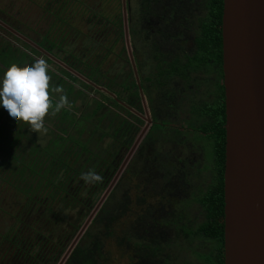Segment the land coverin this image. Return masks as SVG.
Here are the masks:
<instances>
[{"label":"trees","instance_id":"trees-1","mask_svg":"<svg viewBox=\"0 0 264 264\" xmlns=\"http://www.w3.org/2000/svg\"><path fill=\"white\" fill-rule=\"evenodd\" d=\"M115 3L120 5L118 1ZM222 4V0H206L205 17L199 21L201 29L198 39L199 51L212 58L214 62L219 61L221 54ZM108 18H103V30L108 25L110 27L116 20L121 26V17L117 14L114 17L109 15ZM110 28L115 30L114 27ZM106 37L111 38V34L110 36L104 35V38ZM110 38L107 41L109 43ZM40 46L46 52L59 57L60 50L56 49L53 43L42 42ZM59 46L63 47L61 43ZM5 49H8L7 52L11 54L14 52L10 46L0 49V64L7 68L1 58V55H7L4 53ZM32 50L37 52L35 48ZM61 60L68 64L67 59ZM46 61L52 62L48 57ZM70 66L83 73L73 64ZM60 71L63 76H60L55 84L53 83L54 89L69 80L68 90L66 89L68 93L63 91L66 96L73 91L75 82H78L99 94L100 97H90L89 94H85L87 101H84L81 115L75 111L73 102L59 112L49 110L52 115L57 113L55 118L57 117L58 121L56 132L53 131L55 132L54 137H51L44 147L31 145L24 154L11 156L13 157L11 163L18 167V174L23 184L17 190L21 191L25 200L17 208L13 227L5 237L0 238V264H57L82 225V221L89 215L111 182L120 167L125 150L130 147L135 135L129 122L130 113L126 106L129 100L126 87L114 90L111 88L112 80H108V84L103 86L114 95L112 96L103 91H96L62 67ZM86 72L91 74L89 69ZM48 74L56 75L51 71ZM89 74L86 77L90 76ZM78 91L81 92V89ZM220 97L219 103L203 106L206 118L200 126L201 129L209 138L213 137L212 129L221 132V143L218 150L220 156L216 154L213 158V164L215 170L219 171V177L195 199L205 211V219L198 224L194 234L203 240L217 243L216 251L220 257V263L223 264L225 158L223 91ZM8 132L11 134L12 131ZM18 142L15 137L12 142L8 138H2L1 148L5 152L17 149L15 144ZM3 151L2 156L7 157L4 162L8 163L10 155H6ZM14 158L18 161L14 162ZM89 169H94L100 174L103 177L102 182L85 184L80 179V173ZM127 169L128 167L125 168V172ZM120 183L119 180L118 185ZM116 191V188L111 190L90 222L91 226L84 232V240L81 241L80 238L64 264H100L101 258L103 263L107 260L105 242L115 237L116 227L120 220L126 218L131 212L129 200L132 199L128 196L129 192L123 194V197L118 200L115 195ZM139 222L142 224L143 220L140 219ZM121 232L123 234L117 242L119 247L124 245V248H128L133 244L135 247L144 245L149 248L148 246L151 245L149 250L152 257L157 254L159 239H148L147 237L146 239L142 233V235L137 234V241L132 243L130 233L125 230ZM182 235L184 238L191 239V227L187 228L183 225ZM145 255L150 262H154L150 254L145 253Z\"/></svg>","mask_w":264,"mask_h":264},{"label":"flooded vegetation","instance_id":"flooded-vegetation-1","mask_svg":"<svg viewBox=\"0 0 264 264\" xmlns=\"http://www.w3.org/2000/svg\"><path fill=\"white\" fill-rule=\"evenodd\" d=\"M124 1L127 39L124 30L122 31L116 26L117 21L110 26L114 27L115 30L110 28L109 25L104 30L100 26L99 40L98 32L95 34L89 33V37L93 45L101 49L104 47L102 43H105L106 40L103 35L110 36L111 34V38L109 37L111 44L107 42L109 40L107 37L106 44L108 46L105 45L107 46L105 51L108 54H113L114 51L112 50L117 49L114 52L117 57H122L124 52L126 53L128 66L126 91L129 100L126 106L130 113L129 122L135 133L129 150L144 131L132 152L139 151L143 156H146L143 158L146 163L141 170H138L139 174H143L145 179H151V175L155 174V176H158V180H164L165 184L176 182L180 172L177 162L181 161L176 154L180 144L183 146L186 143L191 145L190 150L194 149L196 154L203 152L204 156L208 157L211 162L207 188L219 177V171L215 170L213 158L216 154L220 156L218 150L220 149L221 132L212 129L213 137L209 138L206 132L201 129L200 126L203 125V120L206 118L203 106L207 104L212 106L219 103L221 101V91H223L224 102V86L222 45L220 57L218 56L219 61L217 62H214L206 54H201L198 47V39L201 35L199 21L205 17L206 0ZM71 2H74V0H69V3ZM196 3L199 6L203 4L204 9L201 16L200 12L196 13L194 9ZM118 6L120 7V5ZM194 16L195 21L191 20ZM120 17L121 27L124 29V15H120ZM62 21L67 26V15L64 16ZM4 24L10 27L7 22ZM0 27L5 31H9L2 26ZM12 29L26 39L29 38L24 36L19 29L15 27ZM96 29H98V24ZM117 32L119 33L117 34ZM9 34L27 44L25 40L13 33L10 32ZM92 35L95 36V39L92 38ZM5 38L7 39L6 36ZM42 39V42L48 41L46 38ZM28 40L43 49L40 46L42 42L39 40L36 41L34 37H30ZM9 42L7 39V43ZM84 49H87V47H84ZM84 51L86 52V50ZM97 53L95 52L94 55H97ZM51 55L61 62V59H67L68 64L62 62L64 65L76 71L84 79H89L86 78L89 73L83 71L81 73L70 66V64H73L81 70V66L84 64L81 61L83 58L72 60L69 57H62L60 54L59 57L54 54ZM51 61L54 62L53 59ZM85 67L91 71V74H98V65L92 68ZM63 69L69 72L67 69ZM71 74L75 76L73 73ZM79 80L85 82L81 78ZM89 85L96 91H103L114 96L103 85L98 86V88L93 83ZM157 148L167 150L162 152ZM153 151H155L154 154H152ZM172 155L175 156L172 157ZM135 168L137 169V167ZM152 201L145 210L143 209L144 202L138 205V215L134 218L131 217V222H129V225H132L129 233L132 243L137 241V234L142 235L141 230H143L145 238L159 239V250L152 257L149 250L151 245L147 248L144 245L135 247L131 244L128 248L133 251V264H221L218 251H216L217 243L214 241L205 240L210 245L209 250L205 253H199L192 248L183 249L181 241L188 239L182 235L183 225L187 228L191 227L192 236L191 239H188L191 241L193 237H197L194 231L199 223L195 225L194 229L193 227L198 218L189 219L182 213H160L161 208H157V204L152 206ZM195 201L194 204L200 207L201 212L203 211V219H201L203 221L205 211L198 201ZM132 213L128 214L131 216ZM128 214L127 217H130ZM140 219L143 220L142 224L139 222ZM154 234L160 235L159 238L154 237ZM190 246L191 244L187 248H190ZM145 253L150 254L154 262H150ZM206 257L208 258L206 259Z\"/></svg>","mask_w":264,"mask_h":264},{"label":"rangeland","instance_id":"rangeland-1","mask_svg":"<svg viewBox=\"0 0 264 264\" xmlns=\"http://www.w3.org/2000/svg\"><path fill=\"white\" fill-rule=\"evenodd\" d=\"M77 1L78 3H69V0H0V16L3 17L2 20L6 21L10 27L19 29L24 36L29 37L28 39L34 37L36 41L39 40L40 42L43 41L42 38L48 39L50 43L54 44L56 49L59 48V54L62 55V57H69L72 60L83 58L81 61L82 63L84 62V64L81 66V70L84 73L87 71L85 66L92 68L98 65V74L87 76L89 77L88 80L97 87L107 85L108 80H112V89L125 88L128 74V66L125 57L126 53L124 52L122 57H117L114 54L117 49H111L114 51L113 54H108L107 51H105L108 46L106 44L107 37L105 43H102L104 47L101 49L99 47L96 48L89 37V33L95 34L98 32L99 40L101 33L100 26H103V18H108L109 15L114 17L115 14H118V16L123 14L121 0ZM116 1L120 2V7L115 3ZM194 9L196 13L200 12L201 16L204 9L203 4L199 6L196 3ZM65 15H67V26L64 21H62ZM125 16L126 13H124V17ZM191 20L195 21V16L191 18ZM95 24H98V29H96ZM116 26L122 31L124 30L118 23ZM8 32L9 31L0 28V34H4L9 41L17 42L21 47L24 45V47L31 51L29 48L31 46H27V42V44H25L24 41L22 42L20 39H15V36L13 37L9 34L10 32ZM104 35L109 36L106 34ZM92 38L95 39V36L92 35ZM60 43L63 45L61 48L59 46ZM84 47H87V49H84ZM83 49L86 50V52ZM7 51L8 50L5 49L4 53H8V56H11V52ZM95 52H98L97 55H94ZM34 55L39 56V54L35 53ZM25 56L26 54H23V52L17 49L10 58H14V61H18ZM7 62L11 63L12 61L8 59ZM49 66L51 67V72L56 73V75H49L51 77L49 81L50 98L54 101L58 98L59 94L56 93V88L54 89L52 86L60 76H63L60 71V67L62 66L56 61L50 62ZM59 86V88H62L63 91L68 93V81L61 83ZM79 89H81V92L78 91ZM109 93L111 92L109 91ZM85 94H89L90 97H100L99 94L92 92L89 88H85L78 82L75 83L73 91L67 95L69 104L73 102L75 111L78 115L82 114L84 101H87L84 96ZM89 107H91V105ZM55 114L52 115L49 112L44 118V123L47 128L46 133L33 131L22 121L15 122L10 120L6 112L2 114L3 118L0 119V238L5 237L13 227L12 225L15 220L14 216L17 212V208L25 200L21 191L17 190L23 184L18 174V167L11 163L13 159L11 156L19 153L24 154L31 145L44 147L48 140L55 135L54 133L56 132V124L58 121L57 117L55 118ZM10 130L12 131L11 134L8 132ZM14 137L19 141V144H15V148L17 149L8 151L12 154L11 155L2 150L1 139L8 138L12 142ZM191 148V145L186 143H184L183 146L180 144L178 147V153L176 152V155L177 158L181 159L180 162H177L180 172L178 173L176 182H171V184H165L164 180H158V176H155V174L151 175V179H145L143 174H139L138 170H141L145 165L146 161L143 158L146 156H143L139 151H135V153L130 155L113 188L117 189L115 195L118 200L123 197V194L129 192L130 195L128 196L132 199L129 200L132 209L131 212L133 213L131 216L129 215L130 217L120 220L115 231V237L117 238H109L105 242L104 249L106 251L107 260L103 263L101 258L100 264H133V251L126 247L124 248L123 244V246L119 247L117 242L122 236L121 234H123L121 232L122 230L128 231V233L131 232L132 225H129V222H131V217L134 218L138 215V205L140 203H145L143 207L145 210L147 205L154 200L156 203L152 201L151 205L156 206L157 204V208H161L160 213H182L189 219L198 218V221L194 223L193 229L196 224L202 221L203 211L201 212L200 207L194 203L196 202V197L205 191L206 185L208 184L211 162L208 157L204 156L203 152L196 154L194 149L190 150ZM157 150L164 152L167 149L157 148ZM2 151L6 155H10L8 163L4 162V159L7 157L2 156ZM128 152L129 148L125 150L120 165L126 158ZM154 153L155 151L152 152V154ZM174 156L175 155H172V157ZM208 156L210 155L208 154ZM17 161L18 160L14 158V162ZM126 167H128V169L125 172ZM135 167H137V169ZM119 180L121 181L120 185H118ZM118 200L116 202H118ZM85 219L82 222H84ZM89 226H91V224H89ZM140 232L143 233V230ZM159 236L160 235L154 234L156 238H159ZM83 238L84 234L81 237V241L84 240ZM190 244V248H187ZM181 245L185 250L192 248L199 253H205L210 248L209 243L198 236L193 237L191 241L188 239L181 241Z\"/></svg>","mask_w":264,"mask_h":264},{"label":"water","instance_id":"water-1","mask_svg":"<svg viewBox=\"0 0 264 264\" xmlns=\"http://www.w3.org/2000/svg\"><path fill=\"white\" fill-rule=\"evenodd\" d=\"M222 3L225 106L223 264H264V0H222ZM122 9L124 15V0ZM123 19L127 39L126 19ZM0 26L37 48L1 20ZM38 49L75 76L92 84L44 49ZM143 133L57 264H64L72 253L113 189Z\"/></svg>","mask_w":264,"mask_h":264},{"label":"clouds","instance_id":"clouds-1","mask_svg":"<svg viewBox=\"0 0 264 264\" xmlns=\"http://www.w3.org/2000/svg\"><path fill=\"white\" fill-rule=\"evenodd\" d=\"M48 64L44 59L33 61L21 67L9 65L0 72V108L10 120L22 121L31 130L46 133L44 118L49 110L59 112L69 106L68 98L62 88H56L58 98H50V79ZM80 179L85 184L102 182L103 177L94 169L80 173Z\"/></svg>","mask_w":264,"mask_h":264},{"label":"crops","instance_id":"crops-1","mask_svg":"<svg viewBox=\"0 0 264 264\" xmlns=\"http://www.w3.org/2000/svg\"><path fill=\"white\" fill-rule=\"evenodd\" d=\"M2 16H0V20L2 21V22H6V21H4V20H2ZM3 37H5V35H3V34H0V49L1 48H3V47H6V46H10L12 49V52H15V50H20L21 52H23V54H25L26 53V56L23 58V59H20V60H18V61H14L15 59L14 58H10L11 56H12V54H11V56H8V53H7V55L6 54H4V55H1V58H3V62L7 65V67H8V62H7V60L8 59H11V63H10V65L11 64H16V65H18V66H21V67H24V66H27V65H29V64H31L33 61H35V60H39V59H44L45 61H46V58H47V56L46 55H44L41 51H39V49H38V46H37V48L35 47V46H33L32 44H28V45H30L31 47H29L30 48V50L31 51H29L26 47H24V45H23V47H21L17 42H13V41H10L9 43H7V39L6 38H3ZM4 42V43H3ZM15 44H18V45H15ZM13 46V47H12ZM32 48H35L36 49V51L37 52H34L33 50H32ZM34 53L35 54H39V56H37V55H34ZM49 58V57H48ZM4 59H5V61H4ZM50 59V58H49ZM47 62V64H48V66H49V63H48V61H46ZM0 72H3L6 68H4L1 64H0ZM50 71H51V67L49 66L48 67V72L50 73ZM3 112H5L2 108H0V119L1 118H3Z\"/></svg>","mask_w":264,"mask_h":264}]
</instances>
